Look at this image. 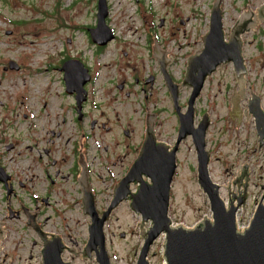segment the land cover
<instances>
[{
	"label": "rangeland",
	"instance_id": "rangeland-1",
	"mask_svg": "<svg viewBox=\"0 0 264 264\" xmlns=\"http://www.w3.org/2000/svg\"><path fill=\"white\" fill-rule=\"evenodd\" d=\"M98 2L0 0V160L12 175L16 192L7 195L0 183V222L5 224L7 234L0 242V264H42L43 243L27 224L24 209L28 210V205L31 214L39 213L37 221L43 231L60 235L79 254L66 250V262L98 264L95 255L90 260L83 254L91 219L84 217L80 207L83 194L73 173L77 164L74 154L87 157L98 194L96 206L102 213L111 203L115 182L123 178L127 166L137 157L147 111L157 113L159 142L173 147L177 140L179 118L154 55L155 41L170 53L167 58L173 63L168 70L181 84L188 57L203 49L199 41L210 29L215 0H106V24L115 38L105 47L95 44L89 32L98 23ZM247 5L258 16L264 0H223L227 40L241 13L247 12ZM242 40L248 74L240 130L238 120L234 123L231 115L232 99L240 91L232 63L218 68L196 102V124L206 112L212 119L207 137L209 170L214 182L222 186L225 201L229 183L234 190L239 161L251 171V194L238 215L242 219L240 229L248 226L263 196L264 147L256 145L255 119L245 113L250 115L251 93L261 98L264 110V19L255 30L244 32ZM67 57L79 59L94 73L93 82L85 86L89 98L82 120L78 118L76 98L66 92L59 70ZM11 61L18 68H10ZM152 75L155 79L148 81ZM180 91L179 102L186 111L191 89L182 87ZM95 119L107 122V127L92 130ZM108 128L111 130L105 131ZM124 130H133L130 137ZM54 159L56 166L52 165ZM177 163L169 216L174 225L192 228L211 218L212 211L198 182V159L191 140L180 144ZM58 168L65 178L49 185L48 175L53 176ZM39 197L51 204L37 206ZM144 224L142 229L147 231L151 222ZM138 226H142V218L129 202L112 212L104 226L111 264H137L144 243ZM164 242L161 236L152 245L151 264H165Z\"/></svg>",
	"mask_w": 264,
	"mask_h": 264
},
{
	"label": "water",
	"instance_id": "water-1",
	"mask_svg": "<svg viewBox=\"0 0 264 264\" xmlns=\"http://www.w3.org/2000/svg\"><path fill=\"white\" fill-rule=\"evenodd\" d=\"M223 0H215L210 15V29L200 37L203 49L199 54L188 57L185 78L182 84L176 83L168 71V61L165 59V51L155 41V53L162 55L158 58L160 69L165 78L173 105L180 119L179 134L173 147L159 142L154 130H148L139 155L130 167L127 174L114 187L111 203L101 214L96 206L95 194L90 184L87 164L80 154L83 172L80 184L83 199L81 210L84 217L89 216V239L84 249V257L95 255L98 264H111L106 249L105 223L110 219L112 212L122 203L129 202L130 208L142 218L140 233L144 243L139 253L137 264H151L148 258L152 245L161 236H164L165 264H264V184L263 196L257 209L244 230L238 227V212L244 207L250 197L249 183L251 171L247 164L241 165L239 161V175L233 180L234 192L228 185V201L221 196L222 186L214 182L210 175L211 152L207 150L206 135L210 127L211 119L208 113L204 114L198 127L195 126L196 101L209 77L217 71L221 65H234L235 77L240 87L235 94L231 105L234 123L238 120L240 130L243 117L241 103L246 100L245 76L248 74L243 56L244 42L242 34L248 32L259 21L264 19V5L258 10V16L252 14L250 6L247 12H242L239 21L230 32L227 41L223 23ZM98 23L90 29L92 41L99 46H104L114 39V33L107 26L108 5L106 0L98 2ZM253 20H250V18ZM164 21L161 22L163 24ZM159 50V51H158ZM170 53H167V56ZM157 60V59H156ZM173 63V61L171 62ZM10 68H18L14 62L9 63ZM66 91L76 94L78 113L82 114V104L87 99L86 83L91 79L88 69L79 59L66 60L62 66ZM191 89V95L187 102V112L181 111L179 102L180 87ZM252 96V98H251ZM250 115L255 117L256 129L259 141L264 140V110L261 106V98L255 93L250 95ZM148 112V111H147ZM247 117V113H245ZM240 116V117H239ZM148 129H154L148 127ZM188 137L192 138L198 159V182L207 195L212 211V219L207 218L192 228L182 225H174L170 216V199L173 179L177 171V153L180 144ZM261 146H264L261 144ZM263 148V147H262ZM261 148V149H262ZM10 176L6 175L0 166V181L8 186ZM246 178V181H244ZM252 181V180H251ZM136 186V191L132 190ZM236 185V186H235ZM12 192L8 187V195ZM28 216L27 224L37 232L43 242L42 264H70L63 259L66 250L79 257L71 250L62 237L55 233H47L37 223V216L31 214L30 206L24 209ZM150 221L148 230L143 231L144 222ZM4 223L0 222V242L7 234L3 230ZM124 236V234H123ZM1 251V247H0Z\"/></svg>",
	"mask_w": 264,
	"mask_h": 264
},
{
	"label": "flooded vegetation",
	"instance_id": "flooded-vegetation-1",
	"mask_svg": "<svg viewBox=\"0 0 264 264\" xmlns=\"http://www.w3.org/2000/svg\"><path fill=\"white\" fill-rule=\"evenodd\" d=\"M105 46H107V45H105ZM104 46V47H105ZM161 50V49H160ZM159 51V50H158ZM166 51V50H165ZM154 55H155V58L157 59V61H158V58H162V55H159L158 53H154ZM72 57H67V60H69V59H71ZM165 59L168 61V63H169V65L171 64V62L173 61V60H170L169 58H167V52H166V54H165ZM159 63V62H158ZM169 65H168V67H169ZM85 66V68H87V66L86 65H84ZM88 70V73L91 75V79H90V81L88 82L89 84L91 83V82H93V80H94V73H93V71H92V69L91 68H87ZM59 70L60 71H62V75H63V78H64V70H62V67H61V69L59 68ZM169 71V70H168ZM161 73H162V71H161ZM163 75V74H162ZM164 77V76H163ZM155 79V77H154V75H152L151 76V78L148 80V81H153ZM165 79V78H164ZM140 81V79H138V81H137V83ZM124 82V81H123ZM183 82V81H182ZM181 82V83H182ZM87 83V84H88ZM86 86V85H85ZM121 88H123L124 87V85L123 86H120ZM183 86H181L180 87V90H181V88H182ZM87 91V90H86ZM180 93H181V91H180ZM74 96H76V94H73ZM76 98V97H75ZM89 98V93H88V91H87V99ZM87 99H86V101H87ZM85 101V102H86ZM85 102L83 103V105H82V111H83V107H84V105H85ZM249 103H250V100H249ZM182 106H181V111L183 112V113H185V112H187V105H186V111H183L182 110ZM77 109H78V106H77ZM250 109V108H249ZM206 113H208V112H206ZM206 113H204V114H206ZM250 113H251V111H250ZM176 114H177V112H176ZM203 114V115H204ZM209 114V113H208ZM252 114V113H251ZM178 115V114H177ZM203 115H202V117H203ZM210 115V114H209ZM248 115V114H247ZM253 115V114H252ZM86 116V114L84 113V112H82V114H81V116H80V114L78 113V118H79V120H82L84 117ZM156 117H157V113H155V112H147V114H146V119H145V129H144V134H143V140L141 141V143L138 145V147H137V153H136V155H137V157H138V155H139V152H140V150H141V147H142V145H143V143H144V140H145V137H146V133H147V131L148 130H154V132H155V134H157V130H156V124H157V120H156ZM202 117H201V119L199 120V122L196 124V119H195V126L196 127H198V125H199V123H200V121L202 120ZM240 117V116H239ZM250 117V116H249ZM248 117V118H249ZM254 119H255V117L254 116H252ZM178 118H179V116H178ZM196 118H197V111H196ZM210 119H211V116H210ZM256 121V120H255ZM211 124H212V119H211ZM211 124H210V126H211ZM255 124H256V122H255ZM91 127L93 128L92 130H95L94 128H106L107 127V122H102V121H100V122H98V120H93L92 122H91ZM148 127H151V128H153L154 127V129H148ZM179 127H180V119H179ZM210 128V127H209ZM111 129L110 128H108V129H105V131H110ZM210 130L211 129H208L207 130V135H206V141H207V137H208V133L210 132ZM133 130H124V133H125V135L126 136H128V137H130V135H131V132H132ZM53 134H54V132H53ZM178 134H179V129H178ZM255 136H256V145L258 146V148H262L263 146H261V144H263V142H264V140L263 141H259V138H258V134H257V129H255ZM177 138H178V135H177ZM191 140L192 141V138L191 137H188L186 140H184V141H187V140ZM177 141V140H176ZM183 141V142H184ZM176 143V142H175ZM192 143H193V141H192ZM45 152H49V150H46ZM78 154H79V157H78ZM78 154L76 155V154H74V159H75V161H77V164H75L74 165V171H73V173H74V177H77V181L79 182V184H80V176L82 175V172H83V168H82V166H81V163H80V153L78 152ZM137 157L135 156V158L131 161V163L127 166V168H126V174H127V172L129 171V169H130V167L132 166V164L135 162V160L137 159ZM85 159H87V157H85ZM87 163H88V161H86ZM1 165L3 166V164L1 163ZM52 165L53 166H56V159H54L53 160V162H52ZM89 166V165H88ZM4 167V170H5V166H3ZM88 171H89V174H90V181H91V184H92V188H93V191H94V193H95V195L97 196L98 194H97V189L95 188V186L93 185V180H92V177H91V172H90V168H88ZM126 174H123L122 175V177H124ZM10 176H11V174H10ZM48 177H49V180H50V183H49V185H55L57 182H58V179H60L61 177L62 178H65V175H63V173H61V170L58 168L56 171H55V173L53 174V176L52 175H48ZM13 180V179H12ZM118 182V180L115 182V184ZM9 183H10V186L12 187V189H13V193L14 194H16V192H15V188H14V186H12V184H11V179H10V181H9ZM235 189L237 190V191H235V190H233L234 192H239V189H238V187H235ZM80 191H81V193H82V190H81V186H80ZM37 199H39L38 201L36 200V202L37 203H40V205H37V206H41V203H44L45 205H49V204H51L48 200H44V199H42V198H37ZM41 201V202H40ZM40 208V207H39ZM38 209V208H37ZM39 223H42L43 224V222L42 221H40L39 220Z\"/></svg>",
	"mask_w": 264,
	"mask_h": 264
}]
</instances>
